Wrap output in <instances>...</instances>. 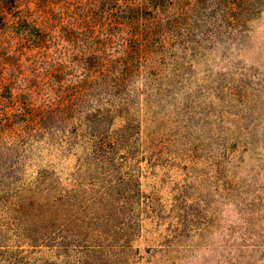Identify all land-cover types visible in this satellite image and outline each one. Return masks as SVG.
<instances>
[{
  "label": "rangeland",
  "instance_id": "1",
  "mask_svg": "<svg viewBox=\"0 0 264 264\" xmlns=\"http://www.w3.org/2000/svg\"><path fill=\"white\" fill-rule=\"evenodd\" d=\"M142 1L0 0V264H264V0Z\"/></svg>",
  "mask_w": 264,
  "mask_h": 264
},
{
  "label": "trees",
  "instance_id": "2",
  "mask_svg": "<svg viewBox=\"0 0 264 264\" xmlns=\"http://www.w3.org/2000/svg\"><path fill=\"white\" fill-rule=\"evenodd\" d=\"M148 1L150 0H144L142 1V4H147ZM140 6L141 4L137 5V11L136 13H140ZM0 21H2V16L0 15ZM51 113V112H50ZM5 116L4 121L5 123H10L13 122L15 120H17V123H20L21 126V130L24 128H26V126L28 125H35L37 120H34V117H32V111L30 110H11V111H5L4 114ZM37 119L39 120L40 118L37 117Z\"/></svg>",
  "mask_w": 264,
  "mask_h": 264
}]
</instances>
